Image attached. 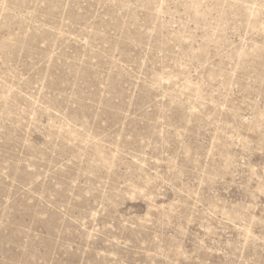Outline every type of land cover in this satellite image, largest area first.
Segmentation results:
<instances>
[{
  "label": "rangeland",
  "instance_id": "obj_1",
  "mask_svg": "<svg viewBox=\"0 0 264 264\" xmlns=\"http://www.w3.org/2000/svg\"><path fill=\"white\" fill-rule=\"evenodd\" d=\"M0 264H264V0H0Z\"/></svg>",
  "mask_w": 264,
  "mask_h": 264
}]
</instances>
